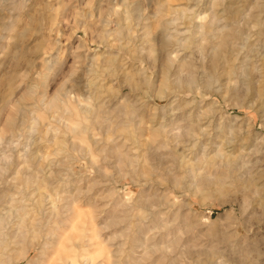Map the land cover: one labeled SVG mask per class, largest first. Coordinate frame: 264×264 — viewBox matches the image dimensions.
<instances>
[{
    "label": "rangeland",
    "instance_id": "rangeland-1",
    "mask_svg": "<svg viewBox=\"0 0 264 264\" xmlns=\"http://www.w3.org/2000/svg\"><path fill=\"white\" fill-rule=\"evenodd\" d=\"M261 93L264 0H0V264H264Z\"/></svg>",
    "mask_w": 264,
    "mask_h": 264
},
{
    "label": "bare ground",
    "instance_id": "bare-ground-1",
    "mask_svg": "<svg viewBox=\"0 0 264 264\" xmlns=\"http://www.w3.org/2000/svg\"><path fill=\"white\" fill-rule=\"evenodd\" d=\"M231 3V1H230ZM231 5H233V3H231ZM224 7V6H223ZM226 7V6H225ZM223 9V8H222ZM227 9V8H225ZM230 8H228L229 10ZM238 10V9H237ZM230 11V10H229ZM232 12V10H231ZM236 12V11H235ZM230 14V13H229ZM228 15V14H227ZM237 15V14H236ZM235 16V15H234ZM227 18V17H226ZM232 18V17H231ZM230 19V18H228ZM232 22V21H231ZM234 22V21H233ZM227 23V21H226ZM235 24V23H233ZM232 24V25H233ZM225 25V24H224ZM228 25V24H227ZM224 27V26H223ZM219 28V27H218ZM217 28V29H218ZM227 28V26L225 27ZM233 28V27H232ZM220 31V29H219ZM210 32V31H209ZM221 33V32H220ZM214 34V33H213ZM220 35V34H219ZM219 35H216L219 37ZM258 35V34H257ZM213 36V35H212ZM211 36V37H212ZM213 38V37H212ZM223 40V39H222ZM223 43V42H222ZM226 44V42H225ZM219 46H222V44H220ZM226 47V46H225ZM229 47V46H228ZM221 49V48H220ZM226 51V50H225ZM221 52V51H220ZM223 52V51H222ZM221 52V54H222ZM224 53V52H223ZM228 53V52H227ZM251 53V52H250ZM254 53V51H253ZM232 54V53H231ZM231 57V56H230ZM231 59V58H230ZM245 63V62H244ZM204 76V75H203ZM185 83V81H184ZM187 84V83H186ZM260 89V88H259ZM263 90V89H262ZM261 95H264L263 93L260 94ZM258 96V97H260ZM264 97V96H263ZM261 99V98H260ZM264 99V98H263ZM262 101V100H260ZM260 110V113L262 114V116L264 117V100L259 104V108ZM173 120V119H172ZM167 121V119H166ZM260 167V166H259ZM258 167V168H259ZM260 169V168H259ZM264 168L260 171H258L256 174L255 173H251L249 174V176H247L243 181L240 182V186H241V189L244 191V193H246L249 197L251 198H254L253 202L256 206L258 207H261V208H264V195H260L261 194V191H262V187L263 185L260 184V181L264 178ZM236 183V182H235ZM239 186V185H238ZM257 207V208H258ZM5 246V245H4ZM6 247V246H5ZM3 249V248H1ZM3 256V255H2ZM1 258V257H0ZM2 262V261H1ZM5 263V262H4ZM54 264V263H53Z\"/></svg>",
    "mask_w": 264,
    "mask_h": 264
}]
</instances>
